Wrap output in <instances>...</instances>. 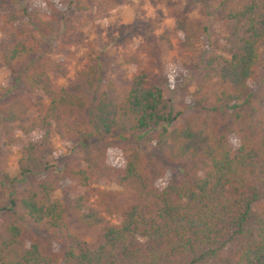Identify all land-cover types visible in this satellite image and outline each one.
<instances>
[{"label": "trees", "instance_id": "trees-1", "mask_svg": "<svg viewBox=\"0 0 264 264\" xmlns=\"http://www.w3.org/2000/svg\"><path fill=\"white\" fill-rule=\"evenodd\" d=\"M93 1L94 25L118 8L112 0ZM218 3L224 41L203 65L187 117L174 111L150 79L141 48L123 60L133 74L128 88L104 83L89 54L70 84L57 88L51 75L63 66L46 55L44 37L59 32L57 14L71 8L61 0L5 15L6 25L25 22L32 28L16 31V41L2 50L4 64L48 103L36 104L37 115L27 119L13 98L0 118L7 151L16 146L20 153L19 176L42 175L10 198L0 222V264H264V0ZM77 10L84 14L88 7L79 3ZM175 30L183 50L202 53L205 27L179 14ZM224 116L229 121L219 122ZM178 121L183 123L172 128ZM37 131L43 133L41 144L31 141ZM52 136L78 141L82 164L74 154L61 158L48 148ZM92 138L97 142L90 143ZM141 138L178 167V180L161 185L159 162L128 144ZM110 151L120 167L107 163ZM46 155L60 160L62 172L51 171ZM64 173L74 181L72 188H87L100 176L115 182L122 190L117 195L126 199L121 222L107 223L84 196L54 199ZM105 209L110 213V206ZM73 225L97 241L90 244ZM25 231L36 239L27 244ZM55 240L62 241L58 249Z\"/></svg>", "mask_w": 264, "mask_h": 264}, {"label": "rangeland", "instance_id": "rangeland-1", "mask_svg": "<svg viewBox=\"0 0 264 264\" xmlns=\"http://www.w3.org/2000/svg\"><path fill=\"white\" fill-rule=\"evenodd\" d=\"M42 1L0 0V86L4 88V92H0L1 120L11 106L13 98H17L22 107L27 110V119L37 115L36 104L41 103L46 106L48 103L47 97L41 92H31L23 86L22 82L16 80L15 74L5 66L2 56V50L7 44L16 41V31L32 28L25 22L18 23L14 27L6 25L5 15L16 13L24 7H34ZM112 1L118 7L116 12L106 16L101 24L94 25L92 24L95 8L93 0H61L62 5L65 7L69 5L71 8L63 14H57L61 20L59 32L44 37L46 55L63 66L60 72L51 75L57 88L70 84L74 73L86 66L88 54L92 55L98 63L104 83L112 81L119 87L128 88L133 74L129 66L123 65V60L136 54L141 48L144 55H148L146 72L150 79L163 89L164 96L171 101L175 112L189 116L194 104L192 94L196 90L198 78L204 74L203 65L210 55L216 53L224 41L219 0ZM79 3L88 7V11L84 14L77 10ZM179 14L194 19L206 28L205 38L201 42L202 53L193 55L180 47L175 30V20ZM84 19L89 22L87 27L83 25ZM142 71L143 69L139 70V72ZM224 117L218 119L219 122L229 121L228 117ZM182 123L183 121H178L172 128ZM0 124V222H2L8 214L6 210L10 208V198L18 197L23 191L32 188L34 181L40 180L42 175L19 176L17 167L20 158L19 150L16 146H12L10 152L7 151L5 147L7 139L2 128L3 122ZM42 139L43 133L37 131L32 135L31 141L41 144ZM89 141L90 143L97 142L94 138ZM129 142L128 144L137 145L148 158L159 162L163 172V176L159 179L161 185L180 178L181 172L176 165L167 163L158 157L154 143L145 145L142 138ZM117 144L114 142L115 147ZM47 147L59 152L61 158L74 154L78 159V164H82L81 154L76 149L78 141L60 142L58 138L52 136ZM44 161L55 167L51 170L53 173L64 169L60 160H55L51 155H46ZM107 163L120 167L121 160L110 151ZM62 176L65 177V182L62 183L61 189L53 194L54 199L64 195L70 199L84 196L92 208L101 211L107 223L116 225L121 222L119 209L123 207L126 199L117 195L122 190L115 182L100 176L93 180L87 188H72L74 181L65 173ZM4 177L16 180L13 184ZM107 206H110V213L105 209ZM72 228L90 244L97 241L95 235L84 232L74 225ZM24 239L28 244L34 241L36 236L25 231ZM61 242V240H55L54 249H58Z\"/></svg>", "mask_w": 264, "mask_h": 264}]
</instances>
